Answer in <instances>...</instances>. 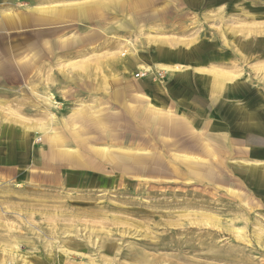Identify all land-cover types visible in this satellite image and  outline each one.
<instances>
[{
  "label": "rangeland",
  "instance_id": "rangeland-1",
  "mask_svg": "<svg viewBox=\"0 0 264 264\" xmlns=\"http://www.w3.org/2000/svg\"><path fill=\"white\" fill-rule=\"evenodd\" d=\"M96 30L118 50L63 55ZM146 45L190 53L157 64L186 77L125 69ZM145 79L191 94L176 88L171 116L166 85L134 94ZM225 103L264 113V0H0V264H264V135L234 132Z\"/></svg>",
  "mask_w": 264,
  "mask_h": 264
},
{
  "label": "crops",
  "instance_id": "crops-1",
  "mask_svg": "<svg viewBox=\"0 0 264 264\" xmlns=\"http://www.w3.org/2000/svg\"><path fill=\"white\" fill-rule=\"evenodd\" d=\"M63 10H67V9L59 10V12L58 11L57 12L54 11L55 14H53V16H52L55 19V22H57L58 19L61 21L60 25H64V24L65 25L66 24L72 25V24L78 23L77 22L78 20H81L82 18L84 19V18L87 17V15H89V12L88 13L86 12L85 15H82L81 17H78L76 12L75 13H70V15H66V14H64L66 11H63ZM43 19H45L44 27H47V25H46V20L47 19H46L45 15L43 16ZM41 20L42 19H40L39 21H41ZM64 20H68V22H64ZM28 21L29 20L27 18H25V17H23V18L13 17L12 21H10V22L16 24V23H24V22H28ZM131 23L132 22L128 20V21H125L123 24L131 25ZM129 27H131V26H129ZM126 29H125L124 32L128 31ZM113 31H115V30L113 29L112 31L110 30L109 32H113ZM109 32L105 31L106 38H108V40L107 39L106 40H104V39L103 40H99L98 39L99 33L103 34L102 30H96V31L92 32L91 35H87L85 37H83L84 36L83 35V36L80 37L82 39L70 36L69 39H66L67 40L66 43H67L68 51L66 53H64L63 55L66 58L68 57L67 59H72V58H77L78 55H83V54L89 53V51H85V50L77 51L76 45L78 43H86V40L87 41L89 40L90 42L95 40V42H93V45L90 44V42H87L86 45H88V47H86V48L97 47L99 45V43H103V42H104V44L106 43L105 44L106 49L101 52L102 53V58L103 57L105 58L107 55L109 56V53H111L112 51H117L118 50L117 47H119V45H118L119 41H117V42H115V41L113 42V40L111 41ZM44 35L46 36V33ZM98 40H99V42H96ZM124 47H126V45ZM139 50H140V54H141L142 59L137 57V56H135V59L132 62H130L131 59L128 57L129 56L128 55L127 57L129 58V60L126 61L127 62L126 63L127 66H124L125 69H128V70L130 69L129 71H133L135 69V71H137V66L138 65H143L141 63L144 62L145 64L151 65L154 68L160 67L159 68L160 70H164L169 75H171L172 77L176 78V80H175L176 82L178 80L181 81V79L186 77V73L188 74V72H189L188 70L186 72L183 69H179V70L174 69V68H176L177 64H174V65L173 64H168V65L157 66V64L160 63V62L165 63V64L166 63H173L172 60H177V59H181V60L182 59H189L187 61L192 60L191 59L192 56H189L190 53H189V55H187L188 54L187 51L186 52L183 51V50H179V51L176 50V51H172V52L171 51H164V48L161 45H155L154 47L152 45H146V46L143 47V49H139ZM131 55H133V54H131ZM127 57H125V58L127 59ZM39 61H41V60H39ZM107 63H108L107 66L109 65L108 68H111V70H113L114 72H117V74H118V77L114 78L113 81L111 82V84L118 88V93H116V94H119L120 88L123 87V85L126 83V82H124L125 80H123L122 76H121V73L123 72L122 71V66L121 67L118 66V68H117V66H114L115 64L113 63V61H112V63H109V62H107ZM40 65H41V63L39 62V66ZM112 66H113V68H112ZM177 66H180V65H177ZM166 67L167 68H171V71L165 70ZM180 67H182V66H180ZM29 69H30V66L28 64L26 65V64L23 63V65H21V70L22 71H27ZM196 69L198 70V68H196ZM39 70H40V68H39ZM196 76L200 77L201 75L197 73ZM202 77H204V76H202ZM198 81H199V79H198ZM230 81H232V80H230ZM161 84H162L161 82H158V81H156V82L154 81L153 82V80H150V79L149 80H146V79L145 80H141L139 82V84L136 85L137 92H135L134 94L137 96V98H141V97H145L146 98L147 96L145 95V93L148 94L149 91H147V90L152 89V87H153L156 92L160 93L159 96L164 97L165 96V92H164V89H163L162 85H164V86L166 85V94H167L168 97L164 98V99H162L160 101L166 107L165 108L166 111H168L171 114L170 110L171 109L173 110V108L170 109L169 108L170 106H173L175 104V102H177V104L181 103V102H184L183 99L179 100L178 96H175V95L180 93L181 95H188L189 96L191 94V92L189 90V86H187L185 84H180L179 83L177 85V84H174L173 81H171L169 83H166V84H162V85ZM177 87H181L180 88L181 90H178V92L176 94V90H177L176 88ZM199 87H201V86H199ZM193 88H195V87H193ZM122 93L125 94L124 92H122ZM229 93H230L229 97H231V98L233 97L234 99H237V101H239L238 98H241V96L244 95L243 92H239L238 91V86L236 85V82L232 83V88H231V91ZM151 94L153 95V93H151ZM150 98L151 97H149V99ZM150 100H151V102H154V103L158 104L160 107H162L161 103L159 101L154 100V99H150ZM176 100H178V101H176ZM233 101H235V100H233ZM216 102H219V97L214 96V98H213V103L214 104L213 105H215ZM190 104L191 103H187V105H190ZM236 104H239V103L236 102ZM225 105H226L227 108H229L228 106L232 105V103H230V104H228V103L226 104L225 103ZM187 107H189V106H187ZM231 112H233L234 114H232ZM259 112H261V111L260 110H254V112H253L252 110L248 109L247 106L246 107L244 106L243 108H241V107H238V106L235 105L234 107H230L227 111L225 110V114H226V116L229 118V120L231 122L229 121L230 123L229 122L226 123L225 120H224V122L226 124H228V125H231L233 127L234 132H236V133H241V132L244 133L245 131L261 133L259 130L257 131V130L253 129L254 125H256V122H257L256 113H259ZM219 113H220V115L223 113V110L220 109V108H219ZM259 114H261V113H259ZM263 115H264V113H263ZM171 116H172V114H171ZM204 117L205 116H203V118ZM177 119H180V118H177ZM198 120H199V118H198ZM180 122H182L183 125H187V126L191 123L189 121L185 122V120H182ZM214 124L216 125L217 122L215 121ZM189 127L190 128H194V127H192V125L189 126ZM212 131H219V130L218 129H214ZM256 149L258 151H260L259 148H256ZM263 153H264V150H263ZM253 154H255V153H253ZM255 156H259V154L255 155ZM35 162L38 164L37 160H35ZM5 163H9V162L6 161Z\"/></svg>",
  "mask_w": 264,
  "mask_h": 264
},
{
  "label": "bare ground",
  "instance_id": "bare-ground-1",
  "mask_svg": "<svg viewBox=\"0 0 264 264\" xmlns=\"http://www.w3.org/2000/svg\"><path fill=\"white\" fill-rule=\"evenodd\" d=\"M96 2V1H95ZM79 9V10H78ZM77 9V12H78V14H79V17H81L82 15H84V13L82 12L83 11V9L82 8H78ZM115 39H118V37H116ZM128 44V43H127ZM131 54L129 53V56H130ZM123 56V55H122ZM125 57V56H124ZM57 59V58H56ZM114 60H116V59H114ZM58 62V61H57ZM121 62H123L124 63V58L122 57V59L118 62L119 64H121ZM86 65V64H85ZM122 67H123V65H122ZM174 69H176V70H179V69H181V67L180 66H177L176 65V68H174ZM145 71H147V72H150V71H152L153 69L151 68V66H148V67H146L145 69H144ZM165 70H168V71H171V68H165ZM233 77V76H232ZM257 79V78H256ZM47 99H49V101H50V104H57V101H55V99H54V97L53 96H49ZM151 104L152 105H154V107H155V109H154V111L155 112H159V109H160V106L158 105V104H156V103H154V102H151ZM151 105V106H152ZM259 113H261V114H259ZM259 113H256V120H257V122H256V125H254V130H259L261 133H263L264 134V115H263V112H259ZM259 114V115H258ZM255 118V117H254ZM168 121V120H167ZM42 125V124H41ZM40 130V129H39ZM54 139H55V141L56 142H58V143H60L59 145H63V143H62V140L61 139H59V138H56V137H54ZM101 147V146H100ZM105 149H107V148H105ZM52 153V152H51ZM51 153H50V159L51 160H53L54 158H52V155L54 156V153H52V155H51ZM69 154V153H68ZM70 155V154H69ZM129 155H127V156H125V158L127 159V157H128ZM264 157V155H259V156H256V157ZM115 155H112L111 156V160L112 161H116L117 162V164H118V167H123V163H122V161H118V160H115ZM75 161H76V159H75ZM239 165V164H238ZM242 166V165H241ZM254 166H256L257 168H260V166H263L264 167V165H257V164H254ZM64 249V248H63ZM62 249V250H63ZM66 251V250H65ZM14 257V256H13ZM145 263V262H144ZM148 263V262H147ZM149 263H151L152 264V262H149Z\"/></svg>",
  "mask_w": 264,
  "mask_h": 264
},
{
  "label": "built area",
  "instance_id": "built-area-1",
  "mask_svg": "<svg viewBox=\"0 0 264 264\" xmlns=\"http://www.w3.org/2000/svg\"><path fill=\"white\" fill-rule=\"evenodd\" d=\"M145 75H147V74H143V73H141V72H136V73L134 74V77H142V76H145Z\"/></svg>",
  "mask_w": 264,
  "mask_h": 264
}]
</instances>
